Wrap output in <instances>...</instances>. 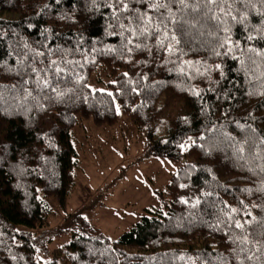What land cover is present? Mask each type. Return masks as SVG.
Returning a JSON list of instances; mask_svg holds the SVG:
<instances>
[{"label": "trees", "instance_id": "obj_1", "mask_svg": "<svg viewBox=\"0 0 264 264\" xmlns=\"http://www.w3.org/2000/svg\"><path fill=\"white\" fill-rule=\"evenodd\" d=\"M159 2L0 0V264H264V4L208 5L213 27ZM98 64L109 90L89 85ZM121 113L146 140L138 161L174 165L160 200L113 239L80 212L47 237L75 181L74 129Z\"/></svg>", "mask_w": 264, "mask_h": 264}, {"label": "rangeland", "instance_id": "obj_2", "mask_svg": "<svg viewBox=\"0 0 264 264\" xmlns=\"http://www.w3.org/2000/svg\"><path fill=\"white\" fill-rule=\"evenodd\" d=\"M112 79L98 64L88 82L91 88L109 90L108 82ZM177 112L174 109L171 115ZM73 137L78 151L75 181L65 211L53 214L50 229L43 232L52 237L53 232L62 231L68 220L80 212L94 229L113 239L138 218L144 206L158 203L160 199L153 190L159 189L174 165L165 159L138 161L146 140L126 114H119L113 126L97 127L82 120ZM81 208L84 209L80 211ZM49 252L38 248L36 256L44 259Z\"/></svg>", "mask_w": 264, "mask_h": 264}, {"label": "snow or ice", "instance_id": "obj_3", "mask_svg": "<svg viewBox=\"0 0 264 264\" xmlns=\"http://www.w3.org/2000/svg\"><path fill=\"white\" fill-rule=\"evenodd\" d=\"M57 2H59V0H57ZM120 3H123V0H119ZM168 2H171V3H179L180 5L182 6H189L190 4L193 5L191 7V11L192 12H196L200 15H202L204 12H208L209 15H208V20H215L216 21V24L213 25V27H218L219 25H222L224 23V21L221 19L220 16H216L214 15V12H213V9L211 8H208L207 6L208 5H215L217 8L220 7L221 4H227L228 3V0H168ZM236 0H233V3H235ZM241 2L243 3H246V4H250L251 3V0H241ZM260 2L262 4H264V0H260ZM157 8H160L161 7V3L159 2V0H157V5H156ZM231 9H223L221 8V13L223 15H228L230 13ZM233 20H236V17L233 16L232 17ZM244 18H241L240 21L238 22H243ZM138 21H141V18L138 17ZM142 22V21H141ZM167 22L168 23H172V24H180L181 25V28L183 27V24L178 21L177 19L175 18H167ZM160 25L163 26L165 28V38H167L168 36V33L166 31L167 29V23H166V18L161 16V19H160ZM148 25H145V28H147ZM172 40H174L177 44H179V40L176 39V36L173 34L172 37H171ZM248 39H253L252 36H249ZM230 41L229 40H225L223 41L220 46L221 47H225L228 45ZM167 49L169 52H172L173 51V47L171 44H168L166 45ZM219 55V53H217ZM257 55H264V52L262 53H256ZM249 59L251 60L252 58L249 57ZM55 63V62H53ZM217 68H219L220 66L217 65L216 66ZM56 71H60V69H56ZM128 74L125 73V76H127ZM115 83V82H113ZM45 86H47V81H45ZM53 91H55L56 89L53 88L52 89ZM100 91H103V90H100ZM109 96L112 95V93H108ZM196 95H199V93H196ZM117 111H119V109L117 108ZM181 147L183 148L184 145H181ZM264 190V189H262ZM233 213H235L237 210L236 209H232L231 210ZM246 215L248 216H251V213H246ZM232 219V224L229 225V227H234L235 229H241V230H244L245 229V225L248 223V221H244V222H241V220L239 219H235L234 217L231 218ZM244 240H247V236L246 234L244 235L243 237Z\"/></svg>", "mask_w": 264, "mask_h": 264}]
</instances>
